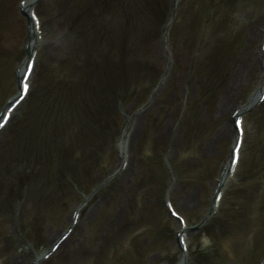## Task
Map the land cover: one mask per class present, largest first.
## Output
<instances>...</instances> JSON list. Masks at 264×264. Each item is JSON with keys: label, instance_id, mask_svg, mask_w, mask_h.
Masks as SVG:
<instances>
[{"label": "rangeland", "instance_id": "rangeland-1", "mask_svg": "<svg viewBox=\"0 0 264 264\" xmlns=\"http://www.w3.org/2000/svg\"><path fill=\"white\" fill-rule=\"evenodd\" d=\"M34 1L32 93L0 131V264H33L76 211L74 232L43 264H180L181 226L167 200L191 227L190 264H261L264 102L244 115L241 164L213 206L234 144L232 113L264 84V0ZM24 2L0 0V111L17 95L27 55ZM173 13L170 69L151 98L166 72ZM108 69L116 84L104 96L96 90ZM93 72L95 93L69 104L77 78ZM135 113L129 168L117 172Z\"/></svg>", "mask_w": 264, "mask_h": 264}, {"label": "bare ground", "instance_id": "bare-ground-1", "mask_svg": "<svg viewBox=\"0 0 264 264\" xmlns=\"http://www.w3.org/2000/svg\"><path fill=\"white\" fill-rule=\"evenodd\" d=\"M30 34H31V42H30V45H31V47L33 48V47L35 46V44H36V41H35V39H36L35 35H36V34H35V31H34L33 28H31ZM262 53L264 54V52H262ZM263 57H264V56H263ZM22 71H23V69H22ZM263 89H264V88H262V89L260 90V93L257 95V98H255V99H251L250 102H249L244 108L247 109V108L252 107V106L256 103V100L258 99V97H259L260 94L262 93ZM131 123H132V122H131ZM131 125H132V124H129V125H128V129H127L126 132L124 133V137H123V140H122V141L127 140L128 137L130 136V133H131V131L133 130V127H131ZM227 132H228V130L226 129V130H223L221 133H222V135H225ZM128 168H129V165H128ZM128 168H127V169H128ZM228 174H229L228 169H224V170L221 171V179L219 180V183L221 184V186L224 184L225 180L228 178V176H229ZM182 231H185V229H183Z\"/></svg>", "mask_w": 264, "mask_h": 264}, {"label": "snow or ice", "instance_id": "snow-or-ice-1", "mask_svg": "<svg viewBox=\"0 0 264 264\" xmlns=\"http://www.w3.org/2000/svg\"><path fill=\"white\" fill-rule=\"evenodd\" d=\"M31 70H32L31 67L26 69V71H28L29 73L31 72ZM28 89H29V84L27 82H22L21 91L24 93V95L19 96V98L15 101L16 104L20 103L21 101H23L25 99V96L27 95ZM5 111H7V110L5 109ZM0 120H3L4 123H7V120L3 116H0ZM0 127H3V123H0ZM241 131H242V129H241ZM237 159H238V155H237ZM175 215L179 216L180 214L178 212H176ZM181 219H183V218L181 217ZM184 247H185V249H187V243L186 242L184 243Z\"/></svg>", "mask_w": 264, "mask_h": 264}]
</instances>
